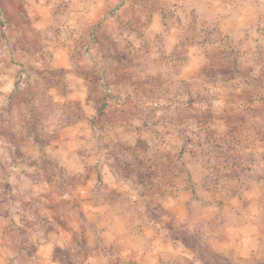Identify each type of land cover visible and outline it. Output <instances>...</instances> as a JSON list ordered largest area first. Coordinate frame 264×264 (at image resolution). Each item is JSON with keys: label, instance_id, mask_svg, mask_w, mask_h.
<instances>
[{"label": "rangeland", "instance_id": "rangeland-1", "mask_svg": "<svg viewBox=\"0 0 264 264\" xmlns=\"http://www.w3.org/2000/svg\"><path fill=\"white\" fill-rule=\"evenodd\" d=\"M46 247L264 264V0H0V262Z\"/></svg>", "mask_w": 264, "mask_h": 264}, {"label": "crops", "instance_id": "crops-1", "mask_svg": "<svg viewBox=\"0 0 264 264\" xmlns=\"http://www.w3.org/2000/svg\"><path fill=\"white\" fill-rule=\"evenodd\" d=\"M89 18V17H88ZM91 18V17H90ZM95 18V17H92V19ZM97 19L99 18V16L97 15L96 17ZM91 19V20H92ZM45 19L44 18H40V21L39 23L41 25H44L45 24ZM70 20V19H69ZM91 22V21H90ZM93 22V21H92ZM72 26H74V23L72 21V23H70ZM32 259H39L45 263H48V264H54V262L51 260V253L49 251V248L46 247L44 249H40L39 251H37L36 255L34 256V258ZM2 262L4 263V259H2V261L0 262V264H2Z\"/></svg>", "mask_w": 264, "mask_h": 264}]
</instances>
